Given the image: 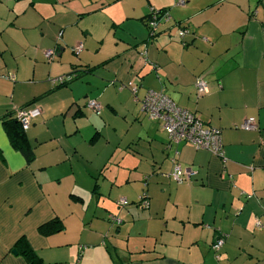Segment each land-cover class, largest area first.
I'll use <instances>...</instances> for the list:
<instances>
[{"label":"crops","instance_id":"1","mask_svg":"<svg viewBox=\"0 0 264 264\" xmlns=\"http://www.w3.org/2000/svg\"><path fill=\"white\" fill-rule=\"evenodd\" d=\"M144 1L0 0V264H27L23 249L42 264H264V0ZM173 1L149 38L147 8L168 11ZM68 75L64 86L51 83ZM198 77L207 85L201 97ZM146 90L218 129L223 155L169 145L141 112ZM91 97L103 119L119 108L146 118L132 151L150 164H133L143 170L134 182L149 174L138 191L148 208L138 206V188L125 189L130 174L95 179L116 151L95 160L108 126L87 109ZM30 106L40 116L23 132L27 161L4 122ZM250 117L255 130L236 128ZM174 162L191 171L187 180L173 179ZM52 221L61 229L42 233Z\"/></svg>","mask_w":264,"mask_h":264},{"label":"built area","instance_id":"2","mask_svg":"<svg viewBox=\"0 0 264 264\" xmlns=\"http://www.w3.org/2000/svg\"><path fill=\"white\" fill-rule=\"evenodd\" d=\"M183 4L184 2L182 0L176 1V5L178 6H182ZM169 18L170 16L166 10H150L149 16L145 22L149 38L155 35V29L158 24L167 22ZM185 35L186 31L180 29L178 32L180 40H182ZM182 44L184 45V43ZM81 51V44L76 45L73 49L75 55H78ZM52 55V51L44 52L45 59L49 60ZM71 79V75L60 76L52 79L51 83L53 85L62 86L69 83ZM194 87L197 97H201L207 93L206 82L201 77H198L195 80ZM131 93L135 98L136 89H132ZM86 107L96 115H99L101 112L100 105L94 100L87 101ZM140 109L148 119L160 124L161 128L167 135L169 145L186 144L195 150H205L217 157L223 155L220 131L216 128L204 125L194 114L178 107L163 92L146 90L141 101ZM39 116L40 110L37 106L20 107L14 110L15 120L22 132H26L30 127L31 121ZM236 128L244 131L255 130V119L251 117L246 118ZM191 174L192 173L189 169H182L179 164H175V162L173 163L172 177L176 182L181 183L187 180ZM117 205L119 207H125L128 205V202L124 198H121L117 201ZM138 206L142 209L148 208L146 195L143 191L138 198ZM109 220L115 224H120V221L113 216H110ZM222 245V239H216L211 245V250L213 251L216 260L220 257L219 253ZM72 264H78V261H75Z\"/></svg>","mask_w":264,"mask_h":264},{"label":"rangeland","instance_id":"3","mask_svg":"<svg viewBox=\"0 0 264 264\" xmlns=\"http://www.w3.org/2000/svg\"><path fill=\"white\" fill-rule=\"evenodd\" d=\"M144 0H126L125 5L127 6H134L136 4L138 5H143ZM164 2L167 3L169 2V0H151L152 4L155 5L158 2ZM174 2H172L171 7L168 8V14L169 11L173 9L174 7ZM137 5V6H138ZM118 7H122L121 5ZM151 8H147V13H150ZM163 25V23H160V25ZM56 47V45L53 46V48ZM46 61V60H45ZM44 61L43 65H48L46 62ZM80 75V74H78ZM94 97H91V99L88 100H95L96 102H100L98 99H93ZM104 106V105H103ZM88 109V108H87ZM138 110V109H137ZM103 111V110H102ZM109 111V110H107ZM93 112V111H91ZM110 112V111H109ZM132 112V111H131ZM112 112H110L109 116L107 115L105 117V119H103V112H101L100 115V120L101 123L103 125H107L108 128L106 130H102V125L101 127H99L97 129V131H101V135L99 138V142L97 144V146L95 147V160L97 162L101 161V153L102 150H107L108 152H112V149H115L116 153L114 155V158L110 161V163L108 165H106V168L103 170L102 174H100L99 172L96 173L95 175V179L97 178L98 181L102 180L103 177V173L104 175H106L108 178H117V180H125V178H127L130 174V176L128 177V184L125 187V189H128L131 191L132 194H135V190L137 189V192L139 191V185L141 186V188H143L144 185V179L146 177H148L149 174L146 175H142L140 177V183H136L134 182V180L137 178L135 176V174H140L143 172V170L139 169H133V164H135L136 162H140V165H145L144 168L146 170L149 169V162L146 161V159L144 160V158L139 159V154L134 153V151L136 149V146L138 143H136L135 136H138V134L141 131V126L139 123V120L143 121L146 120V118H142V115L138 116V121L136 119V116L133 113H127L124 111V109L119 108L118 112H116L115 114H111ZM94 115H96L93 112ZM142 118V119H141ZM148 119V118H147ZM149 120V119H148ZM147 121V120H146ZM152 123L156 124V125H160L158 122L153 121ZM104 129V127H103ZM84 133V132H83ZM100 134V132H99ZM130 139H133L132 141ZM146 139L144 137H142V141L140 142L141 146L144 147L146 144ZM150 142V140H148ZM149 147V146H148ZM124 152V153H122ZM145 162V164H144ZM99 163V162H97ZM125 171H127L128 175H126V173H124ZM124 173V174H123ZM99 184V183H98ZM109 187V185H108ZM123 187V188H124ZM97 189V188H96ZM141 191L138 193L139 197L141 195ZM138 199V198H137ZM96 200V197H95ZM130 203V202H129ZM131 205V204H130ZM116 226H118L119 224H115Z\"/></svg>","mask_w":264,"mask_h":264},{"label":"trees","instance_id":"4","mask_svg":"<svg viewBox=\"0 0 264 264\" xmlns=\"http://www.w3.org/2000/svg\"><path fill=\"white\" fill-rule=\"evenodd\" d=\"M159 11H163V10H159ZM74 74H75L74 72L71 73V75H74ZM4 123L9 129V138H10L11 144L15 147H18L23 152L26 160L30 161L32 158V152L30 149L27 148L26 142L23 139V132L21 131L18 123H16L15 120H9ZM60 229H61V224L59 221L57 222L52 221L40 227V231L44 234L51 233V232H57ZM18 246L20 247V244ZM21 253L27 264H42L40 258L32 250L23 249Z\"/></svg>","mask_w":264,"mask_h":264}]
</instances>
